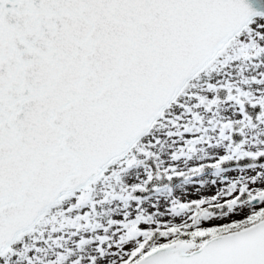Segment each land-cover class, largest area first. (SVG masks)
Listing matches in <instances>:
<instances>
[{
  "label": "snow or ice",
  "instance_id": "obj_1",
  "mask_svg": "<svg viewBox=\"0 0 264 264\" xmlns=\"http://www.w3.org/2000/svg\"><path fill=\"white\" fill-rule=\"evenodd\" d=\"M0 264H264V0H0Z\"/></svg>",
  "mask_w": 264,
  "mask_h": 264
}]
</instances>
